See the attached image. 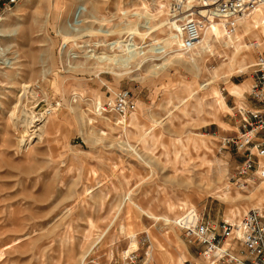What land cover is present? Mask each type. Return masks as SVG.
I'll return each mask as SVG.
<instances>
[{"label":"rangeland","instance_id":"obj_1","mask_svg":"<svg viewBox=\"0 0 264 264\" xmlns=\"http://www.w3.org/2000/svg\"><path fill=\"white\" fill-rule=\"evenodd\" d=\"M5 1L0 264H125L132 253L137 264H183L201 251L188 227L264 203V183L247 191L233 184L243 159L221 146L237 132L264 58L256 13L222 36L219 20L206 32L200 1L190 9L178 0H20L9 11ZM146 11L156 16L149 23L136 15ZM170 20L176 29L201 22L209 46L148 52L176 35L161 26ZM129 21L156 30L131 36ZM131 39L143 54L102 65L91 56L122 54ZM124 90L136 103L127 118L112 110Z\"/></svg>","mask_w":264,"mask_h":264},{"label":"built area","instance_id":"obj_2","mask_svg":"<svg viewBox=\"0 0 264 264\" xmlns=\"http://www.w3.org/2000/svg\"><path fill=\"white\" fill-rule=\"evenodd\" d=\"M20 0H6L4 10H11ZM201 2V1H200ZM202 7L213 13L223 28L232 34L239 22L254 15L264 6V0H205ZM223 20V21H222ZM182 48L189 52L199 45L202 23L195 20L181 22L175 31ZM252 86L247 102L238 110L240 118L235 135L224 137L223 149L233 148L243 159L232 177L240 190L253 189L264 183V58L259 56L254 64ZM112 110L127 118L136 110L130 91H121L112 104ZM191 242L201 248L199 257L183 264H264V204L257 205L247 213L215 225L212 222L196 223L187 228ZM136 253L125 258V264H137Z\"/></svg>","mask_w":264,"mask_h":264},{"label":"bare ground","instance_id":"obj_3","mask_svg":"<svg viewBox=\"0 0 264 264\" xmlns=\"http://www.w3.org/2000/svg\"><path fill=\"white\" fill-rule=\"evenodd\" d=\"M197 1H204L205 2V0H178V3L181 5H183V4H186L187 6H188V8H190L191 9V7H192V5H193V3L194 2H197ZM200 2V3H201ZM199 3V4H200ZM182 5H181V7H182ZM186 6V7H187ZM207 5L205 4L204 6H203V8L202 9H199V11H198V13L197 14H199L201 17H203L204 19H206V21L208 22L207 23V25H206V32H208L209 31V26L211 27V25H213V24H215V25H217L216 23H215V20H214V16H213V13H211L207 8H205ZM262 9H264V6H262L261 8H259L258 9V11H262ZM257 11V12H258ZM261 11L259 12V13H257L256 12V14L252 17V19H251V21L253 22V24H254V28L255 29H259V26L260 25H264V17H263V14L261 13ZM130 14V13H129ZM161 14V13H160ZM136 15H138V16H140V17H145V19H147V22L149 23L150 21H153L154 19H155V15H152L150 12H148V11H146V12H144V13H140V12H138V13H136ZM131 16V15H130ZM137 16V17H138ZM79 16L77 15L76 17H75V20L78 18ZM126 17V16H125ZM124 17V18H125ZM184 19V18H183ZM94 21V20H93ZM93 21H92V23H93ZM223 21V20H222ZM75 22V21H74ZM76 24H78L77 22H75ZM109 23V22H108ZM136 23V22H135ZM135 23H132L131 21H129V23L125 26V29L124 28H122V29H124V32L126 33V34H128V35H131V36H140V37H146V36H148L150 33H152V32H154L155 30H156V28L155 27H153V26H150V27H148V29H146V32L145 33H142L141 31H140V29L138 28V26H136L135 25ZM171 25V26H170ZM250 25V24H249ZM161 26L163 27V26H167L169 29H171L172 30V28H174V29H176V26H175V24H174V20H170L169 22H167V23H163V24H161ZM248 26V25H247ZM160 27V26H159ZM144 29L146 28V26L145 27H143ZM121 29V30H122ZM223 31V34H222V36H230L229 35V33H228V31L227 30H222ZM247 31H248V29H247ZM121 32V31H120ZM249 32V31H248ZM88 34H93V33H95V32H93V31H88L87 32ZM102 34H104L106 37H108L110 34H111V32L110 31H108V30H103L102 31ZM124 34V33H123ZM215 34V33H214ZM206 37V36H205ZM209 37V36H208ZM257 38V37H256ZM69 39H67V40H65V41H68ZM240 40V39H239ZM258 40H259V37H258ZM260 41V40H259ZM201 45H208L209 46V42L204 38H202L201 37V40H200V42H199ZM110 48L112 47L113 48V46H115V45H117V42H113V43H110ZM180 45H181V41H179V38H178V36L177 35H174V34H172V33H169L165 38H162V39H159V40H157L156 39V41H152V43H149L148 44V47L147 48H149V50H148V52H153V53H161V52H163L164 53V51H166V50H171L174 46H178V47H180ZM202 47H204V46H202ZM237 50L239 51V48H240V43L237 45ZM143 49L144 48H142V47H138L137 45H135L134 44V42L132 41V39H131V41H129V43L125 46V48H123V50H122V54H114L112 57H108V56H106V54L105 53H103L102 55H99V56H96V54H92L91 56L95 59V60H97L98 61V63L99 64H108V63H110V62H113V61H116V60H118V59H120V58H122L123 56H126V55H128V54H131V53H134L135 52V56L137 57L138 55H141V54H143ZM112 51H114V50H112ZM191 51V50H190ZM189 51V52H190ZM93 52V50L92 51H89V53H92ZM145 53V52H144ZM191 56V55H190ZM193 57V56H192ZM191 57V58H192ZM194 58V57H193ZM192 61V60H191ZM135 119V118H134ZM133 119V120H134ZM261 204H264V203H261ZM261 204H259V205H261ZM234 215V213L233 212H231V216H233Z\"/></svg>","mask_w":264,"mask_h":264}]
</instances>
